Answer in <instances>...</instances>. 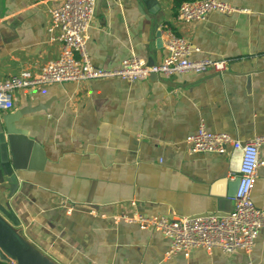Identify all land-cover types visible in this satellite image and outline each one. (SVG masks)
Returning a JSON list of instances; mask_svg holds the SVG:
<instances>
[{"label":"crops","instance_id":"obj_1","mask_svg":"<svg viewBox=\"0 0 264 264\" xmlns=\"http://www.w3.org/2000/svg\"><path fill=\"white\" fill-rule=\"evenodd\" d=\"M60 1L0 0V79L36 73L57 58L60 44L46 27ZM155 1L150 15L142 0H95L86 32L92 64L115 70L134 55L156 65L166 50L156 47L155 31L169 25L197 48L192 59L226 60L224 72L15 90L12 108L0 113V122L11 117L21 132L7 149L15 181L12 191L0 185V204L12 210L18 233L56 264H264V227L248 254L195 248L166 257L170 240L160 231L111 219L133 211L228 213L238 155L188 153L184 139L200 121L240 141L264 136V0H220L238 11H210L201 21H178L171 0ZM260 162L251 200L264 208V147Z\"/></svg>","mask_w":264,"mask_h":264},{"label":"built area","instance_id":"obj_2","mask_svg":"<svg viewBox=\"0 0 264 264\" xmlns=\"http://www.w3.org/2000/svg\"><path fill=\"white\" fill-rule=\"evenodd\" d=\"M94 8L95 0H61L49 9L46 32L50 40L60 44L59 54L56 59L44 63L36 73L23 70L1 78L0 113L12 108L15 90L47 83L112 76L133 81L145 79L150 73L169 78L188 71L202 73L212 70L214 73H221L226 68L227 61L223 59H192L191 53L197 48L169 25H163L160 29L166 54L156 65L147 66L143 60L131 55L121 61L118 69L96 67L86 50V32ZM210 11L230 14L238 9L220 0H193L181 3L175 17L178 21H201ZM184 143L188 153L228 151L230 156L238 155V184L232 198V209L223 215L177 218L133 211L129 214L124 212L112 215V221L122 220L134 223L141 229L154 228L160 231L170 240L166 257L176 253L188 255L195 248H202L207 252L217 249L224 254L235 251L250 253L259 230L264 227V208L255 206L251 200L256 170L261 163L260 149L264 147V136L240 141L225 132L208 131L200 121L196 132L187 135ZM89 213L92 216L98 215L93 209ZM99 217L107 218L108 215L101 213Z\"/></svg>","mask_w":264,"mask_h":264},{"label":"water","instance_id":"obj_3","mask_svg":"<svg viewBox=\"0 0 264 264\" xmlns=\"http://www.w3.org/2000/svg\"><path fill=\"white\" fill-rule=\"evenodd\" d=\"M142 1L144 4H148V7H146V12L150 15L155 14L157 9L153 11L152 8L156 1ZM155 36L156 47L159 48L162 44L160 31H155ZM151 65H153V63ZM148 77L157 78L159 76L156 73H150ZM163 82L170 83L169 81ZM16 116L17 115L13 116L12 118ZM10 118L11 117L3 118L2 122H0V185L5 182L9 190L12 191L14 188L13 185L15 177L12 167L10 166L11 164L10 160L8 159L7 149L8 146L11 147L16 143L17 139H15L13 136L21 134V132L9 123L8 119ZM237 184L238 178L234 181L232 187L233 193L229 195L230 198H233ZM1 192L2 191L0 188V194ZM17 224L18 221L16 220L12 210L6 209L5 204H0V260L11 264H56L41 252L36 250L18 233V231L15 229Z\"/></svg>","mask_w":264,"mask_h":264},{"label":"trees","instance_id":"obj_4","mask_svg":"<svg viewBox=\"0 0 264 264\" xmlns=\"http://www.w3.org/2000/svg\"><path fill=\"white\" fill-rule=\"evenodd\" d=\"M171 1H172V3H173L174 7H175V8H178V6H179L181 3H183V2H187V1H193V0H171ZM0 264H8V263L0 260Z\"/></svg>","mask_w":264,"mask_h":264}]
</instances>
